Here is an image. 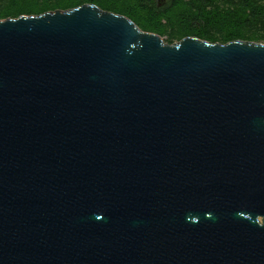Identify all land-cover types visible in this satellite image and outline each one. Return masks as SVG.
<instances>
[{"label": "water", "instance_id": "obj_1", "mask_svg": "<svg viewBox=\"0 0 264 264\" xmlns=\"http://www.w3.org/2000/svg\"><path fill=\"white\" fill-rule=\"evenodd\" d=\"M0 264H264V43L0 20Z\"/></svg>", "mask_w": 264, "mask_h": 264}, {"label": "trees", "instance_id": "obj_2", "mask_svg": "<svg viewBox=\"0 0 264 264\" xmlns=\"http://www.w3.org/2000/svg\"><path fill=\"white\" fill-rule=\"evenodd\" d=\"M83 4L130 19L167 44L195 37L209 43H264V0H0V19L68 10Z\"/></svg>", "mask_w": 264, "mask_h": 264}, {"label": "rangeland", "instance_id": "obj_3", "mask_svg": "<svg viewBox=\"0 0 264 264\" xmlns=\"http://www.w3.org/2000/svg\"><path fill=\"white\" fill-rule=\"evenodd\" d=\"M0 20H5V19H0ZM162 39H163V41H165V40H166V38H165V37H163Z\"/></svg>", "mask_w": 264, "mask_h": 264}]
</instances>
